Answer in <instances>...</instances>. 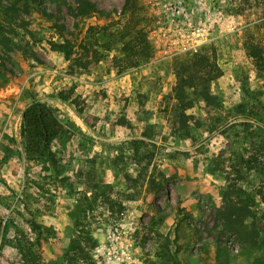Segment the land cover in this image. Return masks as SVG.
Here are the masks:
<instances>
[{"label":"rangeland","instance_id":"1","mask_svg":"<svg viewBox=\"0 0 264 264\" xmlns=\"http://www.w3.org/2000/svg\"><path fill=\"white\" fill-rule=\"evenodd\" d=\"M89 1L96 11L80 18L78 0H0V260L14 255L2 228L12 234L14 220L26 230L36 216L50 234L42 264H71L73 239L86 253L74 264H254L256 248L216 219L224 183L214 170L248 133L264 143V120L230 111L242 90L264 100V73L247 55L251 44L264 50V0H137L135 16L148 25L123 15L125 0ZM127 26L153 48L135 67L112 36ZM59 30L77 55L90 45L99 61L83 71L51 52ZM193 42L196 52L183 50ZM201 52L215 55L221 76L210 94L223 110L211 121L197 103L188 114L203 126L185 136L169 125L175 71ZM35 101L55 108L64 126L54 170L24 153L21 116ZM150 177L160 187L151 191Z\"/></svg>","mask_w":264,"mask_h":264},{"label":"trees","instance_id":"2","mask_svg":"<svg viewBox=\"0 0 264 264\" xmlns=\"http://www.w3.org/2000/svg\"><path fill=\"white\" fill-rule=\"evenodd\" d=\"M96 10L89 0H78L76 15L86 18ZM123 15L126 12L132 17H137V0H125ZM149 24L147 17H137ZM122 45V51L126 54L124 60L129 67H135L144 59L151 57L152 45L147 42L142 30L132 31L127 26L122 32L113 31ZM113 32L111 34H113ZM59 41L50 42L51 52L63 56L66 61L72 62L77 68L85 71L88 67L99 61V55L90 45H80L81 53L77 55L75 44L64 37L59 30ZM128 55V56H127ZM247 55L252 61L256 72L264 73V50L257 45L247 46ZM221 76V71L215 63L214 53L205 52L189 54L182 59L175 71V85L173 87V106L169 112V125L175 133L190 136L189 131L201 128L202 123L188 112L197 103H203L208 118L218 120V113L223 110L220 100L210 94V84ZM66 99V98H64ZM231 114L237 119L254 121L264 120V100H260L258 94L248 90H242L239 103L231 108ZM21 134L24 142V153L28 160L47 164L51 169L57 165L54 145L64 133V126L59 120L57 111L52 106L42 102H32L22 112ZM244 126L247 123H243ZM252 133L241 138L240 147L231 152L223 160L216 162L214 171L223 174L224 188L222 190V205L216 210V219L223 232L231 235L241 246L256 248L258 256L254 264H264V143ZM133 144H138L134 142ZM135 147L134 157L143 159ZM140 163V162H139ZM257 178L258 186H249L250 179ZM139 181L144 183V177L139 175ZM138 184V182H137ZM160 182L151 177L147 187L151 191L160 187ZM134 195L127 196L133 200ZM27 229L18 228L16 222L11 220L9 225L14 229L10 234L8 227L2 228L1 237L9 239L14 249L11 259L0 260V264H42V246L46 242L49 229L36 222V216L25 222ZM75 225L78 222L75 220ZM66 257L74 264L80 257L86 256L78 239L70 242Z\"/></svg>","mask_w":264,"mask_h":264},{"label":"built area","instance_id":"3","mask_svg":"<svg viewBox=\"0 0 264 264\" xmlns=\"http://www.w3.org/2000/svg\"><path fill=\"white\" fill-rule=\"evenodd\" d=\"M194 35H196V37H197L196 40L199 41L201 39V34H199L198 32L196 34H194ZM199 43L198 42H193L190 45H188L187 48L184 46L183 50H188V51L193 50V52H196V47L199 45Z\"/></svg>","mask_w":264,"mask_h":264}]
</instances>
